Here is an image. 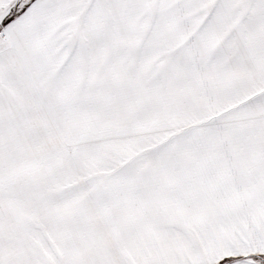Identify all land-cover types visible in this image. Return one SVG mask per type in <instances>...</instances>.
I'll return each mask as SVG.
<instances>
[{"label": "snow or ice", "instance_id": "6c2138e0", "mask_svg": "<svg viewBox=\"0 0 264 264\" xmlns=\"http://www.w3.org/2000/svg\"><path fill=\"white\" fill-rule=\"evenodd\" d=\"M0 264H264V0H0Z\"/></svg>", "mask_w": 264, "mask_h": 264}]
</instances>
